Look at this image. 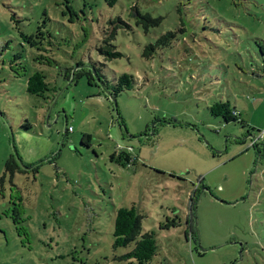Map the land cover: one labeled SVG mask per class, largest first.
<instances>
[{"label":"rangeland","instance_id":"374dc122","mask_svg":"<svg viewBox=\"0 0 264 264\" xmlns=\"http://www.w3.org/2000/svg\"><path fill=\"white\" fill-rule=\"evenodd\" d=\"M118 17L130 26L106 59ZM92 66L134 84L112 101L61 75ZM37 70L45 97L26 91ZM11 154L25 172L0 187V264H144L115 243L131 205L155 242L147 264H264V0H0V177Z\"/></svg>","mask_w":264,"mask_h":264},{"label":"trees","instance_id":"16d2710c","mask_svg":"<svg viewBox=\"0 0 264 264\" xmlns=\"http://www.w3.org/2000/svg\"><path fill=\"white\" fill-rule=\"evenodd\" d=\"M110 5L116 0H105ZM72 10L71 6H68ZM138 18L136 24H142L143 28L147 31L149 27L158 24L159 19L150 17L149 15H140L138 12L135 13ZM112 24L111 30L103 38L102 44L98 48L99 52L105 56L106 59H114L121 56V53L116 49V46L112 43L115 38L117 29L120 27L128 28L130 25L123 21L120 17L111 20ZM24 40H29V35L20 33ZM173 34L168 32L161 37H159L154 44H149L146 46L143 55L149 56L151 52L161 45L167 44V38L171 37ZM81 64H78V67ZM77 67V68H78ZM93 67V66H92ZM88 69H77L72 71L71 68L64 70L61 74L64 79L75 81L79 76H86L88 83L90 85H98L107 95L117 96L120 92L130 89L134 84L133 75L123 73L115 81L106 79L104 75L99 72V69L93 67ZM93 71V73H92ZM24 75L25 73H21ZM50 90L49 84L46 82V76L42 71H35L31 75L27 76L26 79V91L31 95L45 97V92ZM210 112L214 116L221 117L225 122L239 121L242 126H245L243 121L240 119L235 107H232L229 102H215L210 106ZM28 128L29 125L27 124ZM85 139L89 140L90 135L84 134L82 137V143L89 145L85 142ZM115 154L110 156V159H114ZM123 161L129 163L132 161L129 156H124ZM130 164V163H129ZM15 172H25L21 168L19 162L16 160L13 154H11L5 162L3 175L0 177V187L3 186L7 174L13 177ZM192 207V204H191ZM114 235L116 237L115 243L117 245H127L131 242L135 243V248L131 253V256L137 258L140 262L147 264V261L154 254L155 242L151 234L141 233V216L135 205L122 206L116 210L115 222H114Z\"/></svg>","mask_w":264,"mask_h":264},{"label":"built area","instance_id":"2783aa9c","mask_svg":"<svg viewBox=\"0 0 264 264\" xmlns=\"http://www.w3.org/2000/svg\"><path fill=\"white\" fill-rule=\"evenodd\" d=\"M68 130H71V128H68ZM255 143V140L253 139L252 142H251V145ZM131 162V161H129ZM126 166H129V163L126 164ZM190 212H191V205H190Z\"/></svg>","mask_w":264,"mask_h":264},{"label":"water","instance_id":"95a60500","mask_svg":"<svg viewBox=\"0 0 264 264\" xmlns=\"http://www.w3.org/2000/svg\"><path fill=\"white\" fill-rule=\"evenodd\" d=\"M109 97H110V100H112V101L115 100V96H110V95H109Z\"/></svg>","mask_w":264,"mask_h":264},{"label":"crops","instance_id":"0c3cea01","mask_svg":"<svg viewBox=\"0 0 264 264\" xmlns=\"http://www.w3.org/2000/svg\"><path fill=\"white\" fill-rule=\"evenodd\" d=\"M64 79V78H63ZM42 115H44V117H45V111L43 110V114ZM49 118V117H48Z\"/></svg>","mask_w":264,"mask_h":264}]
</instances>
